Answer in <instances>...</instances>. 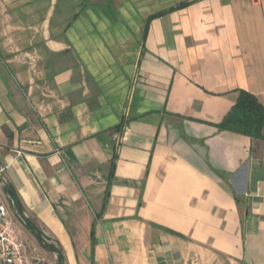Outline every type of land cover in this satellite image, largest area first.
<instances>
[{"label": "crops", "instance_id": "crops-1", "mask_svg": "<svg viewBox=\"0 0 264 264\" xmlns=\"http://www.w3.org/2000/svg\"><path fill=\"white\" fill-rule=\"evenodd\" d=\"M239 91L264 108V0H0L20 263L58 264L24 218L63 264H264V141L217 128Z\"/></svg>", "mask_w": 264, "mask_h": 264}, {"label": "trees", "instance_id": "trees-1", "mask_svg": "<svg viewBox=\"0 0 264 264\" xmlns=\"http://www.w3.org/2000/svg\"><path fill=\"white\" fill-rule=\"evenodd\" d=\"M183 6L185 5H181V7ZM168 12L170 11L155 14L149 17L147 21L150 22L152 19L158 18ZM217 128L219 131L232 132L264 141V108L255 96L245 91H239L235 105L230 109L221 123L217 125ZM3 192L11 200L15 210L21 214V206L12 189L4 185ZM23 220L27 229L33 234L38 243L44 249L54 252L57 255V263L63 264L60 251L44 241L45 238L42 233L32 222L24 218Z\"/></svg>", "mask_w": 264, "mask_h": 264}, {"label": "built area", "instance_id": "built-area-1", "mask_svg": "<svg viewBox=\"0 0 264 264\" xmlns=\"http://www.w3.org/2000/svg\"><path fill=\"white\" fill-rule=\"evenodd\" d=\"M2 174L3 169L0 168V185H3ZM16 223L17 220L10 215L6 205L0 203V264H21L23 243L17 233ZM44 241L47 243L46 239Z\"/></svg>", "mask_w": 264, "mask_h": 264}, {"label": "rangeland", "instance_id": "rangeland-1", "mask_svg": "<svg viewBox=\"0 0 264 264\" xmlns=\"http://www.w3.org/2000/svg\"><path fill=\"white\" fill-rule=\"evenodd\" d=\"M4 186V185H3ZM3 186H1L2 187V190H3ZM4 193V192H3ZM5 194V193H4ZM7 196V195H6ZM1 201L6 205V207H7V209H8V211H9V213H10V215L14 218V219H16L17 220V222L18 221H20V218L18 217L19 215L21 216V214H19L16 210H15V208H14V205H13V203H11V200L9 199H1Z\"/></svg>", "mask_w": 264, "mask_h": 264}]
</instances>
